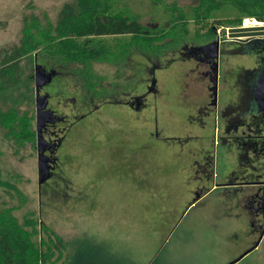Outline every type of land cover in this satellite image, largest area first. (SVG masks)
<instances>
[{
  "label": "rangeland",
  "instance_id": "rangeland-1",
  "mask_svg": "<svg viewBox=\"0 0 264 264\" xmlns=\"http://www.w3.org/2000/svg\"><path fill=\"white\" fill-rule=\"evenodd\" d=\"M74 1L0 0V50L20 43L22 31L27 29L25 19L34 16L41 24L47 21L54 23L61 7ZM116 1L123 3L122 0ZM124 1L127 2L124 4L126 9L130 7L134 13L140 15V24L146 32L154 34L168 25L170 20L175 22V26L171 24L166 31L167 38L155 43L159 46L164 42L166 51L158 55L154 45L149 48L133 47L118 63H93L92 69L98 76L93 85L98 96L86 92L87 86H81L83 79L76 72H72L71 65L56 64L54 58H48L47 53L42 50L36 55L33 54L31 77L27 73L28 69L25 70L15 90L0 94L1 176L5 180L14 174L21 177L17 186L27 201L14 211V215L20 220L28 211H34L40 223L63 241L65 251L59 260H66L64 264H210L219 260L222 252L205 249L204 244H199L198 249L189 248L184 252L175 249L180 225L190 214V210H195L192 208L194 204H189L190 201H185V198L177 199L175 210L169 213L168 204H164L168 201L153 200L141 193L143 188L137 186V181L133 182L132 175L134 170L140 175V167L135 166L132 167L134 170L127 171L126 165H115L120 152L114 146L123 137L128 141V146L136 148L145 138L148 139L147 133L153 130V120L156 117L157 124L154 127L158 133L155 138L157 142H162L164 147L178 146L193 151L195 144L200 148L205 146L206 151H212L214 164H221L224 161L222 154L225 144L220 137H216L217 142L211 145L212 119L205 122L204 128L199 130V138L195 137L197 132H190V128L200 125L197 116L181 121L185 115L182 101H189L194 97L193 93L197 96L204 94L207 75H203V72L206 68L200 65L197 69L191 59L187 58L182 62L175 56L185 45L199 46L218 38V44L223 49L218 54L216 91L217 88L218 92L227 91L231 86L232 76L236 73L233 69H250L259 62L261 65L264 51L253 40H264V18H254L260 23L257 25L246 21L253 18H242L237 24L229 18L227 24L210 17L213 14L217 16L215 12L209 16L204 13L200 9L199 0ZM211 27L213 33L209 31L210 35L215 37L212 36L209 40L206 36ZM174 30L178 31L176 35L171 33ZM35 63L44 69L57 71L53 81L43 86L44 91L51 95L49 103L54 109L67 114L68 104L73 98L83 102L81 106L77 104L76 111L78 116L83 117L67 131L64 144L57 152L59 165L70 184L69 189L55 186L51 190L50 186L53 184L49 182L43 184L39 191L35 138L32 143L25 138L19 141L16 139L17 124L12 121L8 124L4 122L5 116L14 111L20 116H32V130L35 133ZM152 65L161 67L152 69ZM152 76L156 79L153 88L157 89V94L150 91L145 94L148 98L147 104L153 105L152 110L147 113L143 108L142 113L145 114L140 117L141 109H137L133 119H124L125 122H121L112 110L116 113L128 96L144 91L146 79H151ZM19 94H23V97H19ZM201 99L199 97V103ZM218 106L219 103L216 102V109ZM9 128H15V136L10 133ZM182 132L185 133L183 137L180 136ZM135 156V162H145L144 159L139 160V155ZM149 160L147 165L152 164L163 170L160 172L162 176L158 178L152 175L151 180L156 178L162 185L169 187H174L181 181L176 179L179 173L175 175L171 166L162 163L164 161H161L157 148L151 151ZM166 161L173 163L171 157ZM14 204H17L16 201L0 189V206ZM184 204L181 214L174 216ZM159 225L164 227L157 229ZM162 244L165 245L162 247ZM212 254L213 260L210 257ZM52 262L48 256H42L39 264H62L58 261Z\"/></svg>",
  "mask_w": 264,
  "mask_h": 264
},
{
  "label": "trees",
  "instance_id": "trees-1",
  "mask_svg": "<svg viewBox=\"0 0 264 264\" xmlns=\"http://www.w3.org/2000/svg\"><path fill=\"white\" fill-rule=\"evenodd\" d=\"M199 1L202 7L200 9L208 16L212 12L217 13V16L213 14L210 17L222 20L220 23L228 24L229 18L234 24L239 23L242 18H264V0ZM122 2L75 0L61 7L54 23L47 21L41 24L34 16L25 19L27 29H23L20 43L0 50V94L15 90L25 70L28 69L27 73L31 77L32 55L41 50L47 53L48 58H54L56 64L71 65L72 72H76L83 79L81 86H87L86 92L94 96L97 94L93 84L98 76L92 69L93 63H118L133 47L149 48L154 45L158 55L166 51L164 42L159 46L155 43L167 38L166 31L171 24L175 26V22L170 20L168 25L162 26L154 34L146 32L140 24V15L134 13L130 7L126 9L124 4L127 2ZM210 29L206 36L209 40L215 37L210 35L209 31L213 33L212 27ZM171 33L176 35L178 31ZM21 96L23 94H19ZM99 96L102 97L100 94ZM32 119V116H20L14 111L5 116L4 122L8 124L12 121L17 124V135L15 128H9L10 133L17 136L16 139L20 141L25 138L26 141L33 142L35 133L32 130ZM20 182L19 175H11L5 180L0 172L1 191L17 203L0 206V264H39L42 256H48L50 261L53 260L52 263H66L64 259L59 260L65 251L63 241L40 223L34 211H28L20 220L14 215V211L27 201L17 186Z\"/></svg>",
  "mask_w": 264,
  "mask_h": 264
},
{
  "label": "flooded vegetation",
  "instance_id": "flooded-vegetation-1",
  "mask_svg": "<svg viewBox=\"0 0 264 264\" xmlns=\"http://www.w3.org/2000/svg\"><path fill=\"white\" fill-rule=\"evenodd\" d=\"M217 40L218 38L215 37V40H210L209 42L201 44L199 46L185 45L179 50V52L175 56V58H178L179 61L182 62L185 61L187 58L191 59L190 61H193L192 63L197 69L200 67V65H202L204 68H206L203 72V75H207L204 86V94L202 96H197L195 93H193L194 97L191 98L189 101H182V106L184 107L185 115L184 119H182L181 121H187V119H190V117L197 116L200 121V125H196L195 128H190V132H197L195 133V137L199 138L197 137L199 135V130L201 131L204 128L205 122L208 123L209 119H212L211 145H214L217 142L216 137H220L223 144H225V146L232 152L233 157L228 158L226 162L227 164L234 165V169L229 172L227 177L229 179L227 181V184L232 185L238 184L233 180L235 177L238 179L241 178L240 182L244 181L243 176L241 174L242 170L240 168L243 165L250 166L253 173H258L256 171H259L260 169V164L258 165L260 160L259 157L260 154L264 155V96L261 95L260 88H256L255 85L256 75L262 67L256 64L255 66L250 67V69L244 67H238L233 69L236 71V73L234 77L232 76L231 86L229 90H219L218 92L217 88L216 91V78L218 76V74H216L217 60L218 54H220L221 50L223 49L218 44ZM261 49L262 51H264L263 46L261 47ZM213 55H216V57L213 58ZM155 67L161 66L152 65V69H154ZM44 70L46 72L53 71L54 75L51 78V81H53V79L57 75V71L53 69ZM214 73L216 75H214ZM146 80V83L144 85V91H141L136 95L128 96L127 99L122 101V107H118L119 109L116 110V113L112 110L115 116L121 119V122H125L124 119H133L134 111L137 109H141V112L139 111L141 113L140 117L145 114L142 113L143 108L147 111V113L152 110L153 105L151 106L150 104H147L148 98L145 94L149 91L152 92V94H157V89L153 88L156 79L152 76L151 79L147 78ZM214 80L216 85L215 97L212 93V91H214L212 81ZM44 87L40 92V96L47 97L46 109L52 112V122L45 124L41 130L42 137L46 141L44 156L47 158V165L49 167V178L40 185L39 191L42 188L43 184L45 185L49 182H52L53 184V186H50L51 190H53L52 188L55 186H58L60 189H69L70 184L67 181V177L64 173V170L59 165V158L57 156V152L64 144L67 131L73 128L74 123L83 117V115L78 116L76 114L78 108L77 104L81 106V103L83 102L82 100L78 101V99L73 98L70 104H68V113H61L54 109L53 106L49 103V98L51 95L48 92L44 91ZM159 94L161 93L159 92ZM199 97H202L200 103ZM77 101L79 103H77ZM216 102L219 103L217 109ZM246 104L250 105L249 110L251 111V113L249 120H246L244 117V108ZM220 106L221 110H219ZM103 117L105 116H102V118ZM143 120H145V117H143ZM153 122L154 125L157 124L156 117L154 118ZM122 124L124 125V123ZM118 125L121 124L119 123ZM154 125L153 130L147 133V142L142 145L143 151L145 153L150 154V157L151 151L156 149L158 145L157 141L154 140L158 136ZM180 136H185V133L182 132ZM260 142L263 147L259 148ZM114 147H118V151L120 152L119 155H117L118 160L116 159L115 165L119 164L121 167L126 165V170L131 171L132 168L130 163L132 162L131 160L133 156V150L130 146H128V141H126L123 137H120L118 144ZM165 148L170 149L174 147L169 146ZM205 148V146L200 148L196 144L195 151L189 148L177 147L176 153L174 154L172 152L169 155L178 163L192 169V174H189L187 176L188 179H200L201 177H199L198 172H202L204 178L207 179L209 178V176L212 175L210 168H212L214 160L212 158V151H206ZM260 149L263 150V153L260 152ZM194 152L196 153L194 154ZM247 153H250L249 156L247 155ZM161 154L162 155L160 156V158L166 160L165 152ZM148 166L151 167L152 164ZM150 169L152 168H147V170ZM153 177H155V175H153ZM151 178L152 174L150 173L147 175L146 179L147 182H149L148 185L153 190H164V185L160 184L157 181H154V179L151 180ZM251 179V182L256 181L254 180V177H252ZM238 186L233 187L235 188L234 191H237L239 189ZM203 189V187H197L195 190H193V195L189 204H193L200 197ZM181 191L177 192L176 194H173L170 197V201L164 203L168 204L169 213L170 211L172 213L175 210V207L178 203L177 198H179V196L181 195ZM65 196L68 195L66 194ZM150 196L155 199L154 195ZM251 201L254 203V208L256 210H260V208L258 207V200L255 195H253ZM163 227V225H159L157 229H162ZM164 245L165 244H162V247Z\"/></svg>",
  "mask_w": 264,
  "mask_h": 264
},
{
  "label": "crops",
  "instance_id": "crops-1",
  "mask_svg": "<svg viewBox=\"0 0 264 264\" xmlns=\"http://www.w3.org/2000/svg\"><path fill=\"white\" fill-rule=\"evenodd\" d=\"M258 40V39H257ZM259 48L264 47V41L254 42ZM262 51V49H261ZM264 53V52H263ZM264 55V54H263ZM260 63V62H259ZM258 63V65H260ZM262 66V64L260 65ZM247 68V67H246ZM261 95L264 96V91H261ZM250 105L246 104L244 108V117L246 120L250 119L249 110ZM249 133V131H248ZM264 133V132H263ZM155 140V139H154ZM142 141V140H141ZM147 142V139L145 138ZM141 142L136 148L131 147L133 150L131 168L139 166L140 175L133 171V182L137 181L138 187L142 186L143 190L141 193L146 194L153 200H161L163 202L170 201V197L177 192L181 195L179 198L185 201H190L193 195V190L197 187H203L200 197L193 203L192 207L195 210H190V214L180 225L179 234L175 240V249L180 252H184L185 249L199 248V244H204L205 249L208 250H219L222 252V256L219 260L210 264H229L238 258L242 253L248 251L246 257H242L233 264H264V219L261 215L260 210L254 208V203L251 201L253 194L256 192L257 187L248 184L251 182V178L254 177L256 181H264V155L260 154L259 163L260 169L253 173L252 169L248 165H243L241 168V174L244 181L240 182L241 178H234V182L238 184H227L229 180L228 174L234 169V165L227 164V159L233 157L232 152L226 146L222 154L223 162L221 164L215 162L212 168H210L211 174L209 178L205 179L202 172H198L200 179L198 178H187L189 174H192V169L183 166L174 159L171 158L173 163L170 164L165 162L168 166L174 170V174H180L178 176V184L174 187L164 185V190H153L147 182V175L152 174L156 177L162 176L160 174L162 169L152 165L149 167L146 162H149L150 154L143 151L142 145L146 142ZM156 142V141H155ZM157 148L159 150V156L165 152L166 159H170L172 152L176 153V146L174 148L166 149L162 142H157ZM172 147V146H171ZM263 147L261 142L259 148ZM137 149V150H136ZM173 149V150H172ZM263 153V150L260 149ZM250 154V153H249ZM247 153V155L249 156ZM135 155H139V160L144 159L145 162H135L137 159ZM213 158V157H212ZM162 161V159H161ZM145 163V164H144ZM147 168H152L147 170ZM131 170V171H132ZM263 174L261 178H257V174ZM242 179V180H243ZM142 184H141V182ZM154 181L158 180L155 178ZM177 181V180H176ZM160 183V182H159ZM161 184V183H160ZM239 185V186H238ZM238 186L239 189L234 191ZM161 196H157V195ZM154 195L155 199L150 196ZM177 198V199H179ZM172 201V200H171ZM167 203V202H166ZM192 204V203H191ZM187 205V203H186ZM185 204L182 205L174 216L181 214ZM191 208V209H192ZM211 259L213 260L214 254ZM207 264V263H206Z\"/></svg>",
  "mask_w": 264,
  "mask_h": 264
},
{
  "label": "water",
  "instance_id": "water-1",
  "mask_svg": "<svg viewBox=\"0 0 264 264\" xmlns=\"http://www.w3.org/2000/svg\"><path fill=\"white\" fill-rule=\"evenodd\" d=\"M216 55H213V58ZM262 68L256 75L255 85L256 88H260V93L264 91V59H262ZM53 71L46 72L40 65L37 63L33 67V80H34V106H35V144H36V171H37V187L39 189L40 185L44 183L49 178V167L47 165V158L44 156V151L46 148V141L43 139L41 130L45 124L51 123L52 112L46 109L47 97L40 96V89L49 84L53 76ZM214 75H216L214 73ZM214 86V91H212L213 96L215 97V80L212 81ZM263 174H257V178H261ZM248 184L257 187L255 196L258 200V207L260 208L261 215L264 219V181H255L248 182ZM249 250L242 253L238 258L229 264H233L244 255L248 253Z\"/></svg>",
  "mask_w": 264,
  "mask_h": 264
},
{
  "label": "bare ground",
  "instance_id": "bare-ground-1",
  "mask_svg": "<svg viewBox=\"0 0 264 264\" xmlns=\"http://www.w3.org/2000/svg\"><path fill=\"white\" fill-rule=\"evenodd\" d=\"M248 23L250 22V24H253V25H257V24H260L258 23L257 21H255V19H248L246 20Z\"/></svg>",
  "mask_w": 264,
  "mask_h": 264
}]
</instances>
